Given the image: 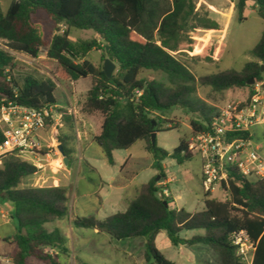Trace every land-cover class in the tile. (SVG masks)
<instances>
[{
  "label": "trees",
  "instance_id": "1",
  "mask_svg": "<svg viewBox=\"0 0 264 264\" xmlns=\"http://www.w3.org/2000/svg\"><path fill=\"white\" fill-rule=\"evenodd\" d=\"M248 1L264 23V0H235L238 22L244 20ZM37 13L44 14L54 26L63 25L64 30L46 41L35 20ZM217 26L198 14L194 0H11L4 12L0 10V40L6 42L10 51L35 60L40 50L46 49L40 63L55 81L90 80V88L78 100V108L85 117L101 118L93 141L107 163L114 164V150H126L142 142L144 150L152 155V168L161 177V161L170 158L181 166L194 153L188 149L189 143L182 140L170 153L156 143L152 145L150 135L161 125L160 120H153L154 112L181 109L195 115L189 121L194 137L207 132L219 112L197 96L198 87L209 88L213 93L246 88L250 95L252 86L247 82L252 79L255 84L262 79L264 27L259 41L249 51L253 61L246 62L240 71L227 69L195 77L174 57V52L190 42V32L215 30ZM71 29L91 30L96 38L73 42L69 39ZM92 50L101 52L102 62L109 59L115 65L116 71L110 77L104 75L102 66L86 59ZM15 59L0 48V105L7 101L31 108L55 104L53 84L31 76L18 84L12 74ZM142 70L159 73L160 78L140 79ZM52 133L70 164L75 155L70 118L63 116L62 124ZM36 170L13 158L4 159L0 166V197L11 205L15 230L2 239L13 246L8 255L12 264H26L28 258L41 264H59L58 255L68 251L59 230L45 228L48 222L68 216L66 190L55 186L18 187ZM156 182L151 178L142 184L123 212L101 221L76 217L72 226L96 230L115 240L144 238L146 264H173L156 248L155 239L161 231L173 246L202 244L217 254L219 264H238L230 236L243 230L255 243L252 264H264V178L247 179L230 167L221 182L228 199L219 202L204 193L203 208L190 212L173 207L171 197H159L161 188ZM193 230L202 233L190 238L180 236L183 231ZM49 250H56L57 254Z\"/></svg>",
  "mask_w": 264,
  "mask_h": 264
},
{
  "label": "rangeland",
  "instance_id": "2",
  "mask_svg": "<svg viewBox=\"0 0 264 264\" xmlns=\"http://www.w3.org/2000/svg\"><path fill=\"white\" fill-rule=\"evenodd\" d=\"M10 1L0 0V10L2 12L7 9ZM232 1L194 0L198 14L218 24L215 30L197 29L190 32L188 34L190 42H186L178 51L173 53L174 57L183 63L195 77L227 69L240 71L246 62L253 61L249 51L259 41L264 23L256 14L251 1L244 10V20L238 22L237 14L231 4ZM35 20L38 22L46 41L64 30L63 25L54 26L42 13H37ZM94 38L96 36L91 30L71 29L69 33V39L73 42L87 41ZM45 51L46 49H41L39 57L35 60L23 55L17 56L12 68L14 79L18 84H21L26 76H31L37 80L53 84L55 87L54 93L58 99H60L61 89L68 95L73 92L76 100L81 99L85 91L90 88V80L86 78L78 80L75 85L66 83L59 85L54 80L53 75L40 63L45 59ZM102 58L101 52L96 50H92L86 56V59L96 66H102ZM115 71L116 67L113 73ZM139 78L146 80L159 79L160 74L142 70ZM196 93L199 98L219 111L227 103L244 101L249 95V90L244 88L213 93L209 88L198 87ZM152 118L161 121L155 135V143L158 148L170 153L180 140L190 143L193 136L189 121L194 119L195 115L181 109H173L154 112ZM99 121V117H92L89 120L88 134L91 135L93 131H97ZM251 131L255 133L256 139H261L260 133L264 131V123L252 127ZM37 137L40 143H49L53 138V133L52 131H39ZM142 145V142H136L126 150H114L112 152L114 165L107 163L101 149L96 144L90 143L85 149H82V157L93 170L82 166L79 177H76V180L73 179L70 183L71 188L67 189L68 208L73 217H91L101 221L108 215L123 211L125 207L122 205L117 207L109 202L114 197L113 192H115L114 187H116V184L123 183L127 185L130 200L134 195V191L151 178H157V182H163L158 187L167 190L168 197L173 199V207H183L189 212L202 209L205 192L199 179V171H201L200 156L193 152V158L181 166L170 158L164 159L161 161V173L164 174V177H161L155 169L151 168L152 155L145 152ZM72 167H74L73 164L69 165V168ZM112 179L115 180V184L111 183ZM100 181L112 184L111 189L109 190L104 185L100 186ZM32 184V178L29 176L24 178L18 187H34ZM47 185L49 186V183L44 184V186ZM209 194L211 199L219 202H225L228 199V194L221 187ZM98 197H101L103 201L102 206L99 204ZM6 203L9 204L0 197V220L10 225ZM66 219L62 218L56 222L47 223L45 228L47 230L57 228L64 233L69 239L70 247L71 242H73L75 250L73 253L70 248L69 255L71 257L78 252V241L80 245H84L87 252H90L92 250L90 239L84 238L80 234L81 231L84 233L88 230L68 227ZM201 233L199 230L183 231L180 236L190 238ZM144 245L145 240L142 237L124 240L112 239L109 245L107 243L100 244L98 254L90 256L94 259L92 264H146L144 261ZM155 245L159 252L173 264H219L217 254L208 247L202 244L173 246L164 231L156 236ZM10 250H12L11 245L0 243L1 253ZM107 255H110V258ZM66 257L69 256L66 255ZM0 258H2L0 264H4L1 260L9 257L4 254ZM38 263L41 264L36 260H31V263L28 264ZM61 264L75 263H70L66 259Z\"/></svg>",
  "mask_w": 264,
  "mask_h": 264
},
{
  "label": "built area",
  "instance_id": "3",
  "mask_svg": "<svg viewBox=\"0 0 264 264\" xmlns=\"http://www.w3.org/2000/svg\"><path fill=\"white\" fill-rule=\"evenodd\" d=\"M0 40V48L15 57L20 54L10 51ZM252 93L239 103L225 104L213 119L209 130L192 137L188 149L200 156L201 187L211 193L221 187L230 167L247 179L264 178V155L249 145L250 129L264 123V76L253 84ZM61 118V112L53 104L31 108L7 101L0 105V166L4 159L13 158L26 162L37 170L31 175L32 186L44 187L42 177L44 165L52 170L63 167L62 156L57 150V142L44 146L37 133L53 129ZM237 137L232 138V136ZM246 135V138L243 136ZM168 197L166 189L157 194ZM238 264H252L255 243L245 231H237L230 236ZM12 264L10 258L1 260Z\"/></svg>",
  "mask_w": 264,
  "mask_h": 264
},
{
  "label": "crops",
  "instance_id": "4",
  "mask_svg": "<svg viewBox=\"0 0 264 264\" xmlns=\"http://www.w3.org/2000/svg\"><path fill=\"white\" fill-rule=\"evenodd\" d=\"M234 1L235 0H233L232 3H231L232 6L234 4ZM248 3H249V1L247 2V5H248ZM77 81H75V82H57L56 81V82L59 85L62 84V83L71 84V85L74 84L75 85ZM87 91L88 90H86L85 93ZM54 92H55V90H54ZM54 96H55V93H54ZM55 99H56V103L54 105L61 112V118H60L59 122L55 125V127H57L58 125L62 124L63 116H67L68 118H70V120H71V122L73 124V129H74L75 155H74L73 161L70 164H68V162H67L66 166L63 164V167L58 168V169L54 168L52 166V164H53L52 161L49 160V164L52 167V170H50L47 167V165H44V171L42 173V177H44V180L46 181V183H49V186L47 185L48 187L55 186V187L64 188L66 190V196H67V199H68L67 189L71 188L70 183L72 182V180L73 179L76 180V177H79L80 168L82 166H85L87 169L93 170L85 162L84 158L81 155V152H82V149H85L90 143L96 144L93 141V137L98 133L101 118L99 117L100 121H99V124H98L97 131L96 132L93 131L92 134L90 135V134H88V129H87L88 126H90L89 120L92 117H98V116H90V117L83 116L80 113V111H79L78 100L75 99V96L73 95V92H71L70 95H68V94H66L63 91V89H61V91H60V99H58L56 96H55ZM261 124H258V125H261ZM258 125H256V126H258ZM55 127L53 129H46V130H44V132L53 131L55 129ZM85 133H86L87 137H86ZM260 134H261V139H256L255 133L253 131H251V129H250L249 145L251 147L257 148L260 151V153L264 155V131L262 133H260ZM53 141H54V138H52L49 143H44L42 145L49 146L50 144L53 143ZM57 145H59V144L57 143ZM142 149L144 150V144L142 145ZM71 164H73L74 167L69 168V165H71ZM150 166L152 168V164ZM200 178H201V171H199V179ZM111 183L115 184L116 182H115L114 179H112ZM162 183L163 182H156V185L158 186V185H160ZM103 185L106 186L110 190L112 184H108V183H105L103 181H100V186H103ZM114 189H115V192H113L114 197L109 202L113 206H117V207L119 205H122L123 207H125V209L127 208L129 202L135 197V195H136V193L138 191V189L135 190L134 191V195L129 200V198H128L129 197L128 196V187H127L126 184L117 183L116 187H114ZM98 200H99L100 206H102L103 201L101 200V197H98ZM6 206H7L8 211H9L8 216H9V220H10V225L8 223L3 222V221L0 220V243H4V244H8V243L3 241L2 239L6 238V237H10L15 232L14 225H13V222H12L11 217H10L11 205L6 203ZM67 207H68V202H67ZM181 208H183V207H181ZM176 209H179V208H176ZM123 211H118V212H123ZM65 218H67L66 221L68 223V227H73L72 224H71V221L74 218H76V217H73V214L69 212V208H68V216L65 217ZM57 220H60V219H56V220H53L51 222H56ZM51 222H48V223H51ZM54 229H57V228H54ZM77 229H81V228H77ZM85 230H88V231L84 232V233L81 231L80 234L84 238L86 237V238L90 239V243H92V250L90 252H87L86 248H84V245H80V243L78 241V243H77L78 252H77V254H73L72 257L69 255V251H70V248H71L73 250V253H74L75 246H74L73 242H71V247H70L69 239L67 238V236L64 233L60 232V230H59V232L63 235V237L66 240V244L65 245H66V247L68 249L66 254H59L58 255L59 256V258H58L59 264H61V262L62 263L65 262L66 259L70 263H75V264H86V263L92 264L94 262V259H92L90 256L98 254V250H99L98 246L100 244H102V243H107L109 245L111 243V240L113 239L109 235H107L105 233L97 232L96 230H90V229H85ZM8 245H10V244H8ZM178 246H181V245H178ZM12 250H13V246H12ZM12 250L4 252V253L0 252V257H2L4 254L9 255L12 252ZM49 251H50V253L57 254L56 250H49ZM66 255H68L69 257L67 258ZM108 257L110 258V255ZM163 257L166 260H168L164 255H163ZM0 259H2V258H0ZM31 260H34V259L28 258L26 260V264L31 263Z\"/></svg>",
  "mask_w": 264,
  "mask_h": 264
},
{
  "label": "water",
  "instance_id": "5",
  "mask_svg": "<svg viewBox=\"0 0 264 264\" xmlns=\"http://www.w3.org/2000/svg\"><path fill=\"white\" fill-rule=\"evenodd\" d=\"M106 50H107V47H105V51ZM261 65L262 66L260 68V72L263 73V71H264V60L262 61ZM114 68H115V65L109 59H105L103 61L102 71L106 77H110L112 75ZM247 85L253 86V80L252 79L249 80L247 82ZM151 123H152V126H154V121H151ZM155 135H156L155 132H152L150 135V140H151L152 145L155 143ZM57 150H58L59 154L62 156L63 164L66 166L67 165V158L63 155L60 145L57 146ZM163 203L165 204V202H163ZM160 264H166V263H160Z\"/></svg>",
  "mask_w": 264,
  "mask_h": 264
}]
</instances>
